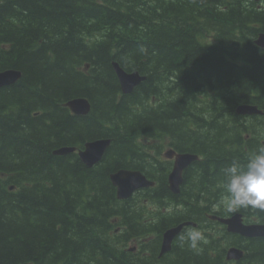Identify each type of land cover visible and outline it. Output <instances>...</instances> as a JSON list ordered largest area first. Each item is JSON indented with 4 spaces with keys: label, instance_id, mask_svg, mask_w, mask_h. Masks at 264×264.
<instances>
[{
    "label": "trees",
    "instance_id": "trees-1",
    "mask_svg": "<svg viewBox=\"0 0 264 264\" xmlns=\"http://www.w3.org/2000/svg\"><path fill=\"white\" fill-rule=\"evenodd\" d=\"M259 7L253 0H0V71L22 72L0 89V264H231L227 244L246 251L235 264H264V238L229 235L207 219L206 205L198 220L195 206L199 199L210 205L209 194L185 181L182 194L171 196L163 185L168 170L160 178L157 164L158 194L121 202L109 181L116 169L144 171L152 160L167 166L160 150L151 152L167 143L208 157L188 170L196 167L203 188L223 183L222 169L246 162L261 145L255 139L264 118L236 112L239 104L264 108V50L253 43L264 31ZM112 62L146 79L122 95ZM78 96L90 99L91 115L62 108ZM152 97L157 107L147 102ZM184 130L194 143L177 136ZM141 135L166 142L151 143L144 155L134 142ZM96 137L113 139L96 168L74 154H52ZM137 198L151 205L156 233L183 215L205 241L192 250L180 235L162 258L159 239L140 243L137 253L126 250L147 232L131 210ZM257 213L264 220V210Z\"/></svg>",
    "mask_w": 264,
    "mask_h": 264
},
{
    "label": "bare ground",
    "instance_id": "bare-ground-1",
    "mask_svg": "<svg viewBox=\"0 0 264 264\" xmlns=\"http://www.w3.org/2000/svg\"><path fill=\"white\" fill-rule=\"evenodd\" d=\"M255 1H257L259 3L261 0H255ZM260 6H262V5L260 4ZM261 8H264V7H259V9H261ZM134 10H136V9H134ZM260 38L262 40H264V31H261L258 34V36H256L254 38V42L253 43H255V45L259 49L264 50V48H262L260 46V44L257 43ZM217 45H219V43H217L216 46ZM240 62H242V61H240ZM114 63L115 62H112V65ZM82 69H84L85 71H88V70H90V65L89 64H85V66H83ZM6 71L14 72V74L17 75L18 79L15 80L14 82L8 84V81L12 78V76L9 77L8 81L4 82L3 85L0 86V89L4 88V87H8V86L14 85V84L18 83L20 81V79L22 78V72L19 71L18 69H13V68H9V69L0 71V75L2 73L6 72ZM132 73H135V72H132ZM143 77H145V76L143 75ZM1 79H3L2 76H0V80ZM145 79H146V77H145ZM118 82H119V80H118ZM119 88H120V91H121L122 95H129V94H125L124 93V91L122 89V85H121L120 82H119ZM82 102H86V104H83ZM147 102H151L152 106H156L157 107L158 100H157L156 97H152L151 99H148ZM61 106H62V108H65L69 112V115H72V116L86 117V116H89V115H91L93 113V104L91 103L90 99L87 98V97H81V96L79 97L78 96L76 98H71L68 101H66L63 104H61ZM237 107L238 108H237L236 112L240 116L248 117V118H251V119H253V118H259V119L264 118V108H261L258 105L239 104ZM244 108H252L254 110L253 111L254 113L253 112H252L253 114L252 113H248L250 115L249 116L247 113H244V110H243ZM34 116L35 117L41 116V112L35 113ZM189 128H191L192 130H196V128H194L193 123L190 124ZM262 130H264L263 121H262L261 127L259 129V136L255 139V141L257 143H260V144H264V136L261 133ZM158 133L159 134H157L156 136H153V137L157 138L160 135H162L161 132H158ZM245 138H247V139L250 138V140L254 141L253 140L254 136H253L252 133L247 134ZM96 142H100V146L99 147L92 149V151L94 153V157H97L98 155L100 156L99 157L100 161L97 162L94 166H92V167L96 168V167H98L99 165L102 164V162L105 159V156L107 155V151H109L110 148L112 147V145H113V139L112 138L96 137V138H93L91 140H88V141L85 140L82 143L75 144L74 146H64V147H61V148H58V149H54L52 154L55 155V156H67V155L74 154V155H76L78 157V159L81 161V163H83L87 168L91 169L92 167L87 166V161H86L87 153L90 152L89 151L90 148ZM134 142L136 144L135 147L137 148L138 151L142 152L144 155H148V151L144 149L146 146H148V145H150L151 143H154V142H155L154 145H158L159 142H162V144H164L163 142H166V141H165V138H161V139H157L156 140V139H152L150 137H147L145 135H141L140 137L139 136L135 137V141ZM175 143H176V141H175ZM156 150H160L161 154L159 155V160L161 162H163V163H166L167 166L161 167L157 162L152 160L150 163L147 164L146 170L144 169V171H146L147 174H145V172L143 170L132 169V168H120V169L114 170L112 173L111 172L109 173L110 174L109 181H110V183L112 184V186L115 189L116 198L119 201H121V202L129 201L131 198H127V194L130 191V186H136L137 188L135 190L138 193L140 192V195H142L141 193H143L144 191H146L147 194L149 193L148 195H150L151 193L158 194V192H159L158 188L161 186V183L157 180L158 177L155 176L154 172H153L154 167H156L155 164H157L158 166H157L156 170H157V174L159 175L160 178H162V172L161 171H165L166 172L168 170L167 173H166L167 174V183L165 182L163 185H165V187L167 188L168 192L171 193L170 194L171 196L174 195L175 197H178V196H180L182 194V192H183L182 188H183V185H184L185 181L188 183V186L190 188H196V191L198 193H200V194L202 193L203 194V191H206L209 194V197H211L210 198V202H209L210 205H208L207 202L199 199L198 200L199 201L198 205L195 206V210L200 212L199 215H198V212L196 214L197 217H198V220L201 219L203 213L207 210V208H204L205 205H206L207 207L210 208L208 213H210V212L211 213L208 215V219H209L210 222L213 223V225H219L221 227L219 229H225V231L231 236L233 235L234 237H239V238H243L244 239V236H242L241 234L232 233L229 230V226L227 224V221H230L231 218L224 213L225 208L220 203V201L222 200L221 196L224 197V195H225L224 192H221V188L223 187V183H220V182H217V181H215L214 183L210 182L208 186H206V187L203 186V188H202L201 187L202 183H199V181H197L198 180L197 179L198 171H197L196 167L192 168L190 170L191 172H188L189 168L193 164L195 165L196 163H199L203 159L204 160H208V157L199 156V155H196L193 152L187 151V150L184 151V152H181V150L179 148H177L175 146L169 147L167 145V143H166V146L163 147V149L160 148V147L154 146L152 148L151 152L153 154H155ZM183 155L192 156L194 161L189 166L186 167V172L182 175V183H181V185L179 187H177V188L172 189L171 176L174 173L176 162ZM136 173H140L141 175H143L145 177L144 178L145 182H141L139 180H135V178H131V180H134L135 183H131L129 185L128 184L129 178L130 177H134ZM186 174L188 176H186ZM117 178H123V183L117 184L116 183V179ZM216 186L218 187V190L216 189L217 188ZM15 187L16 186H14V185H10L9 190L10 191H14ZM212 195H216V197H212ZM154 196H157V195H154ZM149 199L153 203H155V201H154V199L152 197H149ZM175 199H177V198H175ZM166 201L172 202L173 200L169 199V200H166ZM199 203L203 204V206L199 205ZM146 206H148V205L147 204L144 205L143 209H147ZM246 210L251 211V216H248V215L244 214V211H246ZM259 211L260 210H258L257 212H259ZM184 212H185V209H184ZM191 212H194V210H191ZM257 212L252 211L251 208L243 209L241 211H240V209H237V210H235V212H233V216L232 217H238L241 220V224L244 227H247L250 230H252V229L254 230V228L257 229V227H259L261 229L262 232L258 236H254L253 235V236L249 237L247 240H249V239L251 240L253 238H264V220H260ZM177 219L181 220V221L177 222L173 226H170V227L164 229L161 234H158V233H156L155 228L153 227V226H155L157 224L155 217H154V220H152L150 218H148V220H146V218H141V219L139 218L140 228H142V230L143 229H147L146 234L142 235V234L139 233L140 234L139 238L144 243H147L149 239H151V240L159 239L160 240V245H159V249H158L159 250V256L158 257L159 258H162V257H165V256L169 255V253L172 251L173 248L171 249V247H168V250H166V248H164V246H165V243H167V242L176 243V241L180 237V233L179 234L176 233L177 232L176 230L178 229L179 226L183 225L185 227V226L197 225L196 223L192 222L190 219L185 218L183 215H181L180 217H177ZM255 219L260 220V223L259 224L256 223L254 221ZM115 231H116V233H118L119 232V228H117ZM181 236H182V234H181ZM204 236H205V234H204ZM222 241H223V239H222ZM225 246H227L228 249H230V250L237 248V246H235V245L227 244ZM126 250L130 251L128 248ZM245 253H246V251H245ZM245 253L241 257L242 260L246 256ZM217 254H218V252H217ZM225 261L228 262V263H231V264H235L234 263L235 261L232 262L228 256H227V258L225 257Z\"/></svg>",
    "mask_w": 264,
    "mask_h": 264
},
{
    "label": "clouds",
    "instance_id": "clouds-1",
    "mask_svg": "<svg viewBox=\"0 0 264 264\" xmlns=\"http://www.w3.org/2000/svg\"><path fill=\"white\" fill-rule=\"evenodd\" d=\"M224 197L220 201L225 210H264V144L259 145L241 163L233 160L222 169ZM181 241L196 250L205 241L204 234L196 228H188Z\"/></svg>",
    "mask_w": 264,
    "mask_h": 264
},
{
    "label": "water",
    "instance_id": "water-1",
    "mask_svg": "<svg viewBox=\"0 0 264 264\" xmlns=\"http://www.w3.org/2000/svg\"><path fill=\"white\" fill-rule=\"evenodd\" d=\"M260 44L262 48H264V40L261 38L257 42ZM113 68L116 72L117 78L119 82L122 85V89L125 94H131L133 93L134 89L141 84L144 80L145 77L141 76L139 73H128L126 72L119 63H114ZM0 76L3 77V79L0 80V86L3 85L4 82L8 81L9 77L12 76V78L8 81L9 83L14 82L15 80L18 79L17 75L14 74V72H9L6 71L2 73ZM83 104H86V102H82ZM88 106V105H87ZM244 113H252L254 110L252 108H244ZM254 113V112H253ZM252 113V114H253ZM249 115V114H248ZM100 146V142L94 143V145L90 148V152L87 153V166L92 167L94 166L97 162H99V155L97 157H94V153L92 149L97 148ZM192 156L189 155H183L181 156L178 161L176 162L174 173L171 176V184H172V189L177 188L181 185L182 183V174L183 171L186 169L187 166H189L193 162ZM131 178H135V180H139L141 182H145V177L141 175L140 173H136L134 177H130L128 180V184L130 185L131 183H135L134 180H131ZM116 183L120 184L123 183V178H117ZM175 183V184H174ZM136 186H130V191L127 194V198L131 195V193L136 189ZM227 221V220H226ZM227 224L229 226V230L232 233H239L242 236L245 237H251V236H258L262 231L259 227L257 229L254 228V230H250L247 227H244L241 224V220L238 217H232L230 221H227ZM184 228L183 225L179 226L178 229L176 230L177 234L181 233L182 229ZM172 242H167L165 243L164 248L168 250V247H171ZM228 257L231 259H241L242 253L237 250V249H232L228 252Z\"/></svg>",
    "mask_w": 264,
    "mask_h": 264
},
{
    "label": "rangeland",
    "instance_id": "rangeland-1",
    "mask_svg": "<svg viewBox=\"0 0 264 264\" xmlns=\"http://www.w3.org/2000/svg\"><path fill=\"white\" fill-rule=\"evenodd\" d=\"M262 5V7H264V0H261L260 2H259V5ZM220 126H223L222 124H218L215 128H218V127H220ZM230 126H228L226 129H228ZM159 130V129H158ZM211 132V134H212V131H210ZM262 135L264 136V130H262ZM157 134H159L158 132H157ZM177 136L178 137H181V138H183V140H185L186 138H188L189 140H191V143H194V138H191V137H187V133H186V131L184 130V131H180V132H178L177 133ZM192 139H193V141H192ZM139 161H141V158L139 159ZM143 204L144 205H146V203L145 202H143V200H141V199H139V198H137V207H133L131 210L133 211V213L135 214V215H137V217H138V219L140 218H145L146 216H150L151 215V210L150 209H152L151 208V206H147V209H143ZM142 205V206H141ZM148 207H150V209L148 208ZM150 218V217H149Z\"/></svg>",
    "mask_w": 264,
    "mask_h": 264
},
{
    "label": "flooded vegetation",
    "instance_id": "flooded-vegetation-1",
    "mask_svg": "<svg viewBox=\"0 0 264 264\" xmlns=\"http://www.w3.org/2000/svg\"><path fill=\"white\" fill-rule=\"evenodd\" d=\"M194 153V152H193ZM194 154H196V155H199V154H197V153H194ZM200 156V155H199Z\"/></svg>",
    "mask_w": 264,
    "mask_h": 264
}]
</instances>
